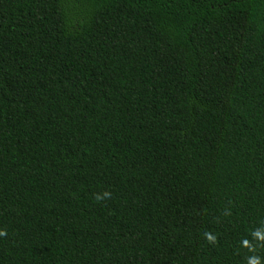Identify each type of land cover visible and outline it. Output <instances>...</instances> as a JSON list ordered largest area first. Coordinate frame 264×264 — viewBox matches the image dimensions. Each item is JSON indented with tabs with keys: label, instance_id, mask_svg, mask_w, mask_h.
Instances as JSON below:
<instances>
[{
	"label": "trees",
	"instance_id": "obj_1",
	"mask_svg": "<svg viewBox=\"0 0 264 264\" xmlns=\"http://www.w3.org/2000/svg\"><path fill=\"white\" fill-rule=\"evenodd\" d=\"M0 264H264V0H0Z\"/></svg>",
	"mask_w": 264,
	"mask_h": 264
}]
</instances>
